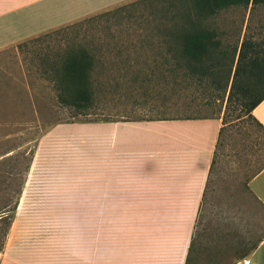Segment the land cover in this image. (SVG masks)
Wrapping results in <instances>:
<instances>
[{"label":"rangeland","instance_id":"obj_1","mask_svg":"<svg viewBox=\"0 0 264 264\" xmlns=\"http://www.w3.org/2000/svg\"><path fill=\"white\" fill-rule=\"evenodd\" d=\"M15 9L0 18V217L8 223L0 221V264H133L134 254L150 250L140 232L131 239L150 215H116L124 223H112L119 229L111 238L99 230L91 141L68 128L49 134L122 117L222 119L182 253L186 264H236L250 252L264 226L248 189L264 166V131L227 98L241 42L252 40L264 56V6L204 14L193 0H32ZM196 30L217 35L205 63L217 64L215 78L190 75L176 43ZM75 47L94 56L93 106L85 111L61 104L46 72Z\"/></svg>","mask_w":264,"mask_h":264},{"label":"crops","instance_id":"obj_2","mask_svg":"<svg viewBox=\"0 0 264 264\" xmlns=\"http://www.w3.org/2000/svg\"><path fill=\"white\" fill-rule=\"evenodd\" d=\"M31 3L0 0L4 7L0 18ZM251 114L264 130V99ZM64 128L72 130L71 136L83 135L76 138L81 142L91 141V212L98 215L101 233L107 230L105 235L111 238L109 232L119 229L112 223L124 221L116 215H150L140 219L139 228L132 227L131 239L137 240L140 232L141 241L150 247L148 252L134 254L132 263L186 264L188 253H182V243L190 239L189 226L200 211L222 119L122 117L58 125L49 134ZM248 189L258 213L264 214V168L249 181ZM130 222L131 226L134 220ZM236 264H264V226L260 239Z\"/></svg>","mask_w":264,"mask_h":264},{"label":"trees","instance_id":"obj_3","mask_svg":"<svg viewBox=\"0 0 264 264\" xmlns=\"http://www.w3.org/2000/svg\"><path fill=\"white\" fill-rule=\"evenodd\" d=\"M193 3L197 12L204 14H213L233 6L244 8L264 6V0H193ZM176 43L180 46L181 54L191 62L188 66L190 75L199 79L215 78L216 73L220 72L216 68L217 64L205 65L220 45L214 31L184 32L178 37ZM226 54V51L222 53V55ZM58 57L59 60L46 72L50 74L54 82L59 102L76 110L90 109L93 106L91 73L94 67V56L87 49L75 47ZM229 71L231 72V69ZM233 99L238 103L240 112L262 129L251 113L264 99V56L257 50L252 40H243L237 53L227 98L228 103H231ZM221 130L222 128L220 133ZM0 221L6 223V217H0ZM6 224L8 226V223Z\"/></svg>","mask_w":264,"mask_h":264}]
</instances>
